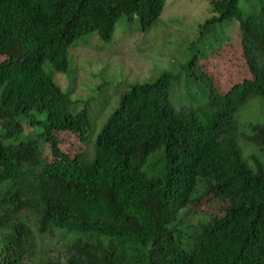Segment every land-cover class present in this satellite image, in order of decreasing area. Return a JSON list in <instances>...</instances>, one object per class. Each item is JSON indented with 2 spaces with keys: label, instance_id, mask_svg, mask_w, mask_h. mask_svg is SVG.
<instances>
[{
  "label": "trees",
  "instance_id": "1",
  "mask_svg": "<svg viewBox=\"0 0 264 264\" xmlns=\"http://www.w3.org/2000/svg\"><path fill=\"white\" fill-rule=\"evenodd\" d=\"M166 2L0 0V264H264V167L239 146L264 154V125L245 134L236 120L264 100V0H246L247 13L213 3L212 22L238 21L252 77L224 95L203 60L208 122L176 109L164 72L123 94L97 132L44 69L68 73L70 46L110 40L122 17L150 31ZM96 132L91 158L63 150L64 135L89 143ZM215 199L228 202L223 216L197 211Z\"/></svg>",
  "mask_w": 264,
  "mask_h": 264
},
{
  "label": "rangeland",
  "instance_id": "2",
  "mask_svg": "<svg viewBox=\"0 0 264 264\" xmlns=\"http://www.w3.org/2000/svg\"><path fill=\"white\" fill-rule=\"evenodd\" d=\"M216 1L220 0H167L162 16L146 33L139 30L135 20L122 17L110 40H103L95 32L70 46L68 73L54 72L49 63L44 69L65 93L72 92L76 111L87 110L89 125L97 132L117 110L123 94L135 85L157 80L164 72L175 76L171 101L176 109H194L208 122L213 109L210 87L198 73L203 60V67L224 95L252 77L242 54L238 21L228 17L212 22L220 18L213 8ZM245 2L239 0L238 5L247 13ZM4 57L0 56V61ZM191 63V68L187 67ZM236 120L245 134L251 133L245 128L250 124L264 125V100L249 99L238 109ZM25 128L27 133L32 131ZM97 132L89 143L80 136L64 135L62 148L72 153L85 152L91 158ZM239 146L251 166L254 164L249 157L254 155L264 167V154L256 146L242 142ZM197 189L201 192L202 186L199 184ZM227 205V201L219 199L204 200L197 211L208 217L223 216L222 209ZM197 215L191 220H196Z\"/></svg>",
  "mask_w": 264,
  "mask_h": 264
}]
</instances>
